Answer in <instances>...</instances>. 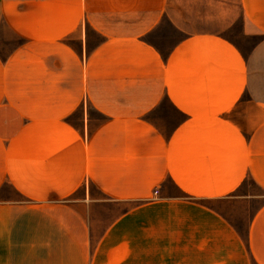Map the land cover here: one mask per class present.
Instances as JSON below:
<instances>
[{"label":"crops","instance_id":"crops-1","mask_svg":"<svg viewBox=\"0 0 264 264\" xmlns=\"http://www.w3.org/2000/svg\"><path fill=\"white\" fill-rule=\"evenodd\" d=\"M225 6L0 0V264H264V203L229 220L264 196V0L247 50ZM103 200L133 204L98 236Z\"/></svg>","mask_w":264,"mask_h":264},{"label":"rangeland","instance_id":"rangeland-1","mask_svg":"<svg viewBox=\"0 0 264 264\" xmlns=\"http://www.w3.org/2000/svg\"><path fill=\"white\" fill-rule=\"evenodd\" d=\"M226 3L225 9L221 10L222 12V20H221V29L220 35L231 40L235 45L241 46L244 50L248 48L243 46L244 43H241V34H242V14L239 7V0H223ZM180 38V34L178 35ZM71 43L77 46L80 42L76 39H69ZM90 45H96L101 42L102 37L99 34H92L90 36ZM20 42V41H19ZM248 46L250 43L247 44ZM174 117V116H172ZM184 116L178 112L176 115V120L178 124L182 121ZM246 183H251V180L247 179ZM84 184L78 195H82L85 189ZM90 190L94 191V186L89 185ZM253 188V186H252ZM7 193H13L10 190V187L7 186L5 188ZM96 196H101L100 194L95 193ZM261 195V193H260ZM264 203V196L261 195L257 197L251 203L243 206L241 211L232 212V216L229 217V220L237 227V229L241 232L243 236L246 235V228L248 222L252 219L254 213L260 206ZM133 203L127 202H119L115 200H103L94 202L89 205L87 203H80L79 208L87 214V219L89 223L92 225L95 234L99 236L100 232L104 228L108 222L118 214L126 210Z\"/></svg>","mask_w":264,"mask_h":264},{"label":"built area","instance_id":"built-area-1","mask_svg":"<svg viewBox=\"0 0 264 264\" xmlns=\"http://www.w3.org/2000/svg\"><path fill=\"white\" fill-rule=\"evenodd\" d=\"M157 193V191H155Z\"/></svg>","mask_w":264,"mask_h":264}]
</instances>
